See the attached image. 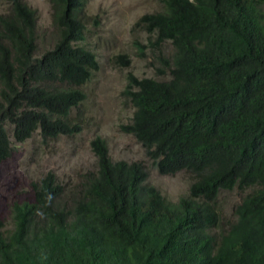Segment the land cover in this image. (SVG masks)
<instances>
[{"label":"trees","instance_id":"trees-1","mask_svg":"<svg viewBox=\"0 0 264 264\" xmlns=\"http://www.w3.org/2000/svg\"><path fill=\"white\" fill-rule=\"evenodd\" d=\"M48 1L55 35L40 54L35 9L6 0L0 13V163L11 137L46 146L83 129L84 86L99 69L82 44L87 0ZM160 2L134 25L159 56L171 46L167 74L128 75L121 129L159 174L185 172L187 193L168 200L143 161L111 159L95 136L91 168L66 180L48 171L11 206L0 264H264V0ZM233 190L222 227L218 198Z\"/></svg>","mask_w":264,"mask_h":264},{"label":"rangeland","instance_id":"rangeland-1","mask_svg":"<svg viewBox=\"0 0 264 264\" xmlns=\"http://www.w3.org/2000/svg\"><path fill=\"white\" fill-rule=\"evenodd\" d=\"M37 14V52L53 44L55 30L48 0H24ZM8 6L0 0V13ZM161 9L160 0H87L84 44L97 56L99 69L84 86L85 98L81 109L83 129L74 137H61L49 145H41L34 135L24 143L14 141L10 157L0 163V222L10 225L9 212L14 203L30 201V182L48 171L63 180L75 179L77 174L94 164L95 157L89 142L100 136L113 160H141L148 170V181L170 201L185 195L190 180L185 172L161 175L146 159L144 149L121 129L132 115L130 102L123 94L127 77L164 78L167 74L164 59L171 54L166 43L160 56L148 46V35L134 23L145 13ZM124 54L129 64L117 56ZM164 70V73L159 72ZM239 200L237 191H223L218 198L222 227L234 220V206Z\"/></svg>","mask_w":264,"mask_h":264}]
</instances>
